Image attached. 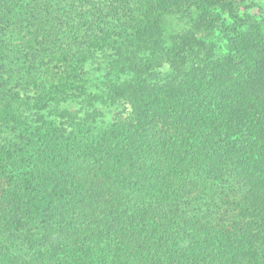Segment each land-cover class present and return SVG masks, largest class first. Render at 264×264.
Masks as SVG:
<instances>
[{"label": "trees", "instance_id": "1", "mask_svg": "<svg viewBox=\"0 0 264 264\" xmlns=\"http://www.w3.org/2000/svg\"><path fill=\"white\" fill-rule=\"evenodd\" d=\"M247 9L0 0V264H264V18ZM97 102L122 109L105 123Z\"/></svg>", "mask_w": 264, "mask_h": 264}, {"label": "rangeland", "instance_id": "2", "mask_svg": "<svg viewBox=\"0 0 264 264\" xmlns=\"http://www.w3.org/2000/svg\"><path fill=\"white\" fill-rule=\"evenodd\" d=\"M245 5L249 7V9H247V12L250 15L255 16V17L264 18V0H245ZM110 61L111 59L105 60V61L99 60V61H96V65L90 63V66L88 67V70L90 72L89 77L91 81V83L88 85V89L90 93L100 94L101 92L104 91L103 83H105L107 79H109L106 74L109 68L108 62ZM99 63L101 64L100 68L97 65ZM166 71H167L166 68L160 70V72L156 75V77H161V74L163 73L166 74ZM113 79H115V76L113 77ZM68 106L71 109L78 108V106L75 105V103H72ZM95 106L97 109H100L103 112L104 114L103 121L105 123L111 122L115 114L122 109V107L119 105L112 106L110 104H105L102 102H97Z\"/></svg>", "mask_w": 264, "mask_h": 264}]
</instances>
